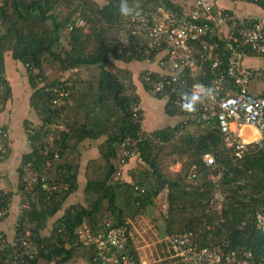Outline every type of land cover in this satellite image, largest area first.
I'll return each instance as SVG.
<instances>
[{"label": "trees", "instance_id": "trees-1", "mask_svg": "<svg viewBox=\"0 0 264 264\" xmlns=\"http://www.w3.org/2000/svg\"><path fill=\"white\" fill-rule=\"evenodd\" d=\"M179 1L128 0V3L133 8L162 5L181 12L188 0ZM238 1L264 7V0ZM119 3L120 0H103L98 6L94 0H0V107L11 96L3 75L4 57L10 53L26 70L28 104L40 122L28 125L26 120L24 124L30 147L21 156L17 189L26 207L17 219L16 231L20 236L28 230L31 240L30 248L20 253L16 264H61L79 258L83 264H91L92 248L79 241L81 225L85 223L96 231L101 220L110 218L113 224L128 229L123 211L135 214L156 205L163 190L168 203L162 214L164 233L192 231L193 240L200 245L225 243L236 253L250 250L255 260L264 262V232L257 228V217L264 216V139L260 144H248L241 158L234 159L232 150L226 149L221 141L215 116L208 111L198 122L188 116V124L180 132L175 125L138 138L135 132L141 123L133 124L130 120L131 105L138 102L130 72L116 68L110 58L151 61L159 53L165 55L166 47L159 46L147 57L128 54V48L112 34L118 29L125 32ZM82 18L92 29L91 34L85 33L84 25L76 23ZM62 31L67 35V47L54 51L53 45L59 42ZM125 35L129 44L136 47L139 38L126 32ZM47 54L67 69L97 65L96 83L88 85L87 92L74 94L73 83L81 79L73 73L74 77H68L72 82L69 96L54 109L51 93L37 87L38 80L45 81V85L56 83L46 82L42 70L41 63ZM167 110L174 114L172 109ZM58 123L64 124V128L57 131L54 125ZM0 126L8 133L4 124ZM126 133L132 135L138 147L135 156L126 161L135 160L139 167L130 182L113 180L118 143ZM103 135L106 139L98 146V160L87 164L93 165L86 168L84 204L68 205L69 196L78 188L79 146ZM208 153L214 156L215 164L203 163L202 157ZM176 163L180 168L171 170L170 166ZM29 169L45 173L46 183H27L22 174ZM1 192L0 189V206H7L11 193ZM215 192L222 196L218 207ZM8 255V251L0 255V264H8ZM133 256L136 262L140 261L134 249Z\"/></svg>", "mask_w": 264, "mask_h": 264}, {"label": "built area", "instance_id": "built-area-1", "mask_svg": "<svg viewBox=\"0 0 264 264\" xmlns=\"http://www.w3.org/2000/svg\"><path fill=\"white\" fill-rule=\"evenodd\" d=\"M134 9L133 15L123 16L122 29L140 41L136 47L129 43L124 47L128 48V54L140 53L145 57L161 45L166 47V54L159 53L155 58L159 72L147 71L140 81L164 98L166 107L182 118L176 131L187 126L188 116L198 122L208 111L215 116L221 141L226 149L232 150L234 159L241 158L249 144L241 139L242 126H249L259 133L255 142L260 144L264 139V95L249 91L251 71L242 60L248 53L264 56V17L227 12L215 7L211 0H191L188 8L181 12H173L162 5ZM78 25H83L82 19L78 20ZM194 52L197 53L194 55ZM37 85L51 93L50 103L57 109L69 96L72 82L63 79L45 85L38 80ZM201 89L206 91L200 92ZM185 104L189 106L185 107ZM130 112L133 124L142 122L139 102L131 105ZM54 128L58 131L64 124H55ZM135 134L144 138L148 132L140 126ZM137 148L131 134L126 133L120 139L113 180L122 177V167L135 156ZM9 151V135L0 126V161L8 157ZM54 156L57 158V153ZM202 161L205 165L215 164L210 153L204 154ZM28 179L31 183L45 184L47 175L31 171ZM25 207L26 204L22 205V209ZM8 212L7 206H0V218L6 217ZM99 226L96 231L87 225L78 229L79 241L92 248L91 264H146L134 259L125 226L113 224L109 219L101 220ZM16 227L17 224L10 240L0 233V255L9 252L8 264H16L20 253L30 248V232L26 230L17 236ZM257 228L264 232L263 215L257 217ZM193 237L192 231L167 233L163 238L166 255L149 264H264L255 260L250 250L236 253L225 243L200 245ZM81 259L61 264H83Z\"/></svg>", "mask_w": 264, "mask_h": 264}, {"label": "crops", "instance_id": "crops-1", "mask_svg": "<svg viewBox=\"0 0 264 264\" xmlns=\"http://www.w3.org/2000/svg\"><path fill=\"white\" fill-rule=\"evenodd\" d=\"M94 1L98 4V6H101L103 4V0ZM212 2L214 6L230 10L238 15L250 14L264 17V7L249 3L247 1L236 2L233 0H212ZM117 32H113L112 34H117ZM119 33H122V36L125 35V33H123L121 30H119ZM126 37L127 35L123 36V38H125L124 41L127 40ZM58 43L59 42L55 43L54 45H57ZM87 49H90V47ZM49 57V54L44 57V60L41 63L42 70L45 78H47V73L49 72L46 66L51 63L50 58L57 62L59 71H52V73H54V76L60 74L61 78L58 77L57 79V77H55L53 81L56 82L59 80H63L64 77H66L65 79H68V77L73 76V73H76V77L79 78V76L83 75L82 72H80V69L84 68V70L86 71L88 67L92 66L82 65L80 68L67 69L62 67L60 62L53 56H51L50 58ZM157 62L158 59L151 61H123L113 59V61L111 62V64L116 68L127 70L128 72H130L131 82L134 86V92L138 98V102L142 111L141 129L145 132H151L168 126H175L181 120L180 116H176L174 114H171L172 116L170 115L166 107V100L164 98L157 96L151 89H146L141 84L140 76L142 73H145L146 70H160V66ZM242 63L251 71V78L248 84L249 91L254 94L264 95V56H257L252 53H248L244 56ZM63 74L64 76H62ZM3 75L10 86L11 96L9 100L4 104V107H0V123L4 124L8 130L10 151L8 157L0 162V189L2 191L1 193L5 194L7 192H10L11 195L7 199V208L9 211L8 215L3 220H0V233H2L8 240H10L15 234L14 227L17 224V219L22 210V205H24L22 193L17 189L18 168L21 163V156L25 152H27L30 147L24 124L26 120L28 125H35L39 124L40 122L34 112L30 110L28 104V94L30 92V89L26 76V70L21 62L12 59L10 53L6 54L4 57ZM98 76H89L83 79L81 78V80H78L75 77L76 83H73V86L75 84V89L72 92L74 94L87 92L88 90L86 89V87L91 83L92 85H94L98 79ZM78 94L76 95L77 97ZM248 129L254 132V136L245 135V132ZM239 132L241 134V139L245 142H248L249 144L256 143L255 139L260 136L259 133H257L253 128L249 126H242ZM247 137H249L248 141L245 140ZM105 139L106 137L103 135L96 140H85L80 144V161L77 175L78 188L69 196L67 200L68 205L76 202L84 204L83 191L86 184V170L88 168L90 169V167L93 165L91 163V166L88 167L87 164L88 162H92L93 160H98V146L102 144ZM138 168V163L135 160H130L128 163H126L121 169L123 181L130 182L132 180V175L138 170ZM179 168L180 165L176 163V165L174 166V170H178ZM28 171L31 172L30 169ZM28 171L23 173L22 176H25L27 183H31L29 179L27 180V175L29 173ZM39 174H42V172ZM83 225L86 224L84 223L81 226Z\"/></svg>", "mask_w": 264, "mask_h": 264}, {"label": "rangeland", "instance_id": "rangeland-1", "mask_svg": "<svg viewBox=\"0 0 264 264\" xmlns=\"http://www.w3.org/2000/svg\"><path fill=\"white\" fill-rule=\"evenodd\" d=\"M179 2L183 3L184 1L180 0ZM189 5H190V0H188L186 8H188ZM78 20L76 22L77 24H78ZM82 20H83V25H84L83 28L85 29V33H88V32L90 33L92 29H90L89 26L85 24V21L83 18ZM115 32H117V30ZM65 33L68 34L66 30H65ZM65 33L64 31L60 33L59 43L57 45H54L53 47L54 50L61 51L67 47V35ZM116 35H117V41L121 42L123 46L129 43L128 39L124 41L125 38H123V36L125 35L122 36V33L121 34L119 33V29ZM87 47L89 48L90 44H88ZM50 61L51 63L48 66H46L49 72L47 73V78H46V82L48 83L53 82V79L55 77H57V79L58 77L61 78L60 74H57V76L56 75L54 76V73H52V71H59L57 62H55L51 58H50ZM112 61L113 59L110 58V62ZM80 70H81L80 72H82L83 75L79 76V79L81 78L83 79L89 76H98L99 68L96 65H94V66L88 67L86 71L84 70V68ZM154 72H159V70L154 71ZM142 75L143 73L141 74V76ZM62 76H64V74ZM65 78L66 77H64V79ZM245 135L254 136V132L248 129L246 130ZM245 140L248 141L249 137H247ZM175 165L176 164L171 165L170 169L174 170ZM120 180H123L122 177L119 179V181ZM214 196H215L214 198L216 199L215 205L218 207L220 205V202L222 201V196L218 192H215ZM165 199H166V190H163L161 194L158 196V198L156 199L157 200L156 205L148 206L146 209H143L142 212L140 211L135 214L128 213L126 210L123 211L124 220L128 225L127 230L129 232L132 248L135 250L138 260L145 262L146 264L154 262L155 260L166 255L165 243L163 241V238L167 233L163 232V230L165 229V223L163 221V215H162L165 212L167 205H168ZM123 209L125 208L123 207ZM107 219H109L112 222L110 218H107ZM80 250H82L81 247L77 248V251L79 253H80ZM78 256H81V255L79 254Z\"/></svg>", "mask_w": 264, "mask_h": 264}, {"label": "clouds", "instance_id": "clouds-1", "mask_svg": "<svg viewBox=\"0 0 264 264\" xmlns=\"http://www.w3.org/2000/svg\"><path fill=\"white\" fill-rule=\"evenodd\" d=\"M212 1V0H211ZM233 1H236V0H233ZM238 2V1H236ZM217 8H221V7H218V6H215ZM223 9L224 11H227V12H231V13H234L230 10H226L224 8H221ZM135 13V9L133 7H130L129 3H128V0H120V3H119V14L121 16H130V15H133ZM235 14V13H234ZM203 91H206L205 89H201L200 92H203ZM189 105L185 104V107H188ZM119 180V179H117Z\"/></svg>", "mask_w": 264, "mask_h": 264}]
</instances>
